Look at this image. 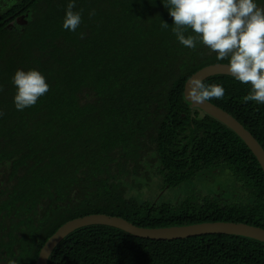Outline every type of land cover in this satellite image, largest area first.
<instances>
[{
	"label": "trees",
	"instance_id": "16d2710c",
	"mask_svg": "<svg viewBox=\"0 0 264 264\" xmlns=\"http://www.w3.org/2000/svg\"><path fill=\"white\" fill-rule=\"evenodd\" d=\"M6 2L0 264H36L59 228L93 214L143 228L234 222L264 229L261 165L231 129L184 99L194 73L227 61L200 44L182 46L166 0H74L82 18L75 32L62 26L73 0H0V9ZM256 3L264 8V0ZM17 70H38L50 85L23 111L14 106ZM204 83L225 88L222 100L210 102L264 148V104L243 100L250 86L227 75ZM208 177L230 178L232 186L161 199ZM48 264H264V243L234 235L150 240L91 225L62 240Z\"/></svg>",
	"mask_w": 264,
	"mask_h": 264
},
{
	"label": "clouds",
	"instance_id": "9594fccd",
	"mask_svg": "<svg viewBox=\"0 0 264 264\" xmlns=\"http://www.w3.org/2000/svg\"><path fill=\"white\" fill-rule=\"evenodd\" d=\"M163 6L182 46L196 50L200 44L214 53L218 61L226 60L231 77L250 86L243 100L264 104V8L256 0H166ZM73 8L74 0L67 5L62 26L75 32L82 18L81 12H74ZM94 14L93 11L90 15ZM161 27L167 29L169 25L162 21ZM12 84L16 90L14 106L19 111L35 106L50 91L46 77L38 70H17ZM186 95L193 105H201L213 99L222 100L225 88L218 83L206 85L193 77Z\"/></svg>",
	"mask_w": 264,
	"mask_h": 264
},
{
	"label": "water",
	"instance_id": "95a60500",
	"mask_svg": "<svg viewBox=\"0 0 264 264\" xmlns=\"http://www.w3.org/2000/svg\"><path fill=\"white\" fill-rule=\"evenodd\" d=\"M226 65L227 64L217 63L206 66L194 73L185 84L184 99L186 102L190 103L192 108L200 109L204 113L227 126L238 137H240L254 154L264 172V148L236 118L210 101L201 105H193L187 98V88L189 86V81L193 77L204 82L212 76H231L227 71ZM91 225H102L117 228L133 236L150 240L170 241L205 235H234L264 243V229L245 223L207 222L165 228H143L138 227L121 217L109 216L105 214H93L71 220L59 228L41 249L36 264H48L52 253L62 240L74 231Z\"/></svg>",
	"mask_w": 264,
	"mask_h": 264
},
{
	"label": "rangeland",
	"instance_id": "374dc122",
	"mask_svg": "<svg viewBox=\"0 0 264 264\" xmlns=\"http://www.w3.org/2000/svg\"><path fill=\"white\" fill-rule=\"evenodd\" d=\"M3 1V0H2ZM8 2L4 3L2 5V8L0 9V11H4L7 10V6H8ZM15 4V3H13ZM12 4V5H13ZM211 177H214V175H212ZM211 177L205 178L200 180L199 182L193 183V184H186L183 185L188 186L189 188H180L181 190H173V191H169L168 193L165 194L164 197H161V199L163 200H167V201H171V202H176L180 199H184V197H186L187 195H190L194 190H199L202 191L203 193H211V192H215L216 190H218L220 187H228L230 188L232 186V181L230 178H220L218 181H211ZM156 192H153L152 194L149 195V197L152 195H154ZM157 195V194H155ZM154 195V196H155ZM147 196V194H146Z\"/></svg>",
	"mask_w": 264,
	"mask_h": 264
}]
</instances>
